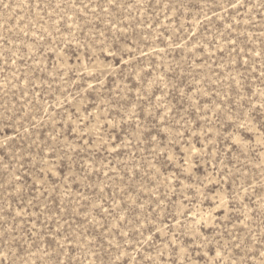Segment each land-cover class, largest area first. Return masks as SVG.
I'll use <instances>...</instances> for the list:
<instances>
[{
  "label": "rangeland",
  "instance_id": "rangeland-1",
  "mask_svg": "<svg viewBox=\"0 0 264 264\" xmlns=\"http://www.w3.org/2000/svg\"><path fill=\"white\" fill-rule=\"evenodd\" d=\"M0 264H264V0H0Z\"/></svg>",
  "mask_w": 264,
  "mask_h": 264
}]
</instances>
